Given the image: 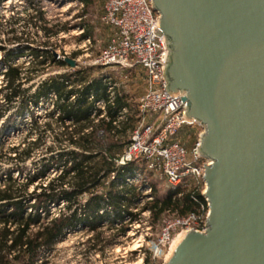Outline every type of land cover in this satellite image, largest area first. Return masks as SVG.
<instances>
[{"label": "trees", "instance_id": "trees-1", "mask_svg": "<svg viewBox=\"0 0 264 264\" xmlns=\"http://www.w3.org/2000/svg\"><path fill=\"white\" fill-rule=\"evenodd\" d=\"M3 1L0 0V8ZM24 1L25 10L34 7L35 0ZM81 1L86 6L92 2ZM35 11V16L29 19L34 18L39 23L43 36H56L66 29L64 25L46 20L39 7ZM9 32L10 41L22 39V36H15L13 30ZM87 36H92L91 27L84 25L79 37ZM28 50L31 59L26 65L14 62L24 55L22 52L16 56L10 52L4 54L0 86V149L3 134L16 127L9 117L11 109H14L11 112L14 116L28 112L30 121L21 143L24 145L8 149L13 155L10 159L23 163L30 158L34 149L44 145L46 133L51 134L53 145L44 147L45 153L25 181L20 182L10 171L0 176V264H44L42 259L38 262L42 253L65 232L78 226L91 233L87 239L88 249L102 251L113 241V235L103 236L113 229V220L126 217L131 223L138 218L139 213L129 208L142 196L141 186L129 183L127 178L137 170L151 176L144 169L142 160L117 163L137 120L132 96L117 86H113L110 95L105 81L107 74L101 72V67H69L47 48ZM47 66L64 70L47 75L34 89L32 84L24 86L44 73ZM94 69H98L96 74ZM46 98L51 99V108L45 111L43 123H39L35 108ZM98 101L103 102L102 109L97 106ZM123 109L126 112L123 113ZM30 133L35 136L28 140ZM53 164L57 171L47 178ZM149 194L152 198L141 210L150 212L153 225L165 213L184 216L199 212L200 206L205 205L204 196L194 187H168L166 194L160 197L154 183H149ZM52 206L60 207L51 212ZM126 226L122 223L114 228L113 234L124 233ZM148 257L149 254L143 264H148Z\"/></svg>", "mask_w": 264, "mask_h": 264}, {"label": "water", "instance_id": "water-1", "mask_svg": "<svg viewBox=\"0 0 264 264\" xmlns=\"http://www.w3.org/2000/svg\"><path fill=\"white\" fill-rule=\"evenodd\" d=\"M166 90L203 129V232L163 264H264V0H151ZM73 65L72 61H68Z\"/></svg>", "mask_w": 264, "mask_h": 264}, {"label": "rangeland", "instance_id": "rangeland-1", "mask_svg": "<svg viewBox=\"0 0 264 264\" xmlns=\"http://www.w3.org/2000/svg\"><path fill=\"white\" fill-rule=\"evenodd\" d=\"M105 1L92 0L86 6L81 0H35L34 7L25 10L26 2L24 0H4L0 8V86L2 85L1 71L5 67L4 54L8 52L13 55L22 52L24 55L17 57L14 62L16 64L24 62L26 65L31 59L29 48H37V50L47 48L55 58L64 60L69 67H94L89 66V63L106 46L110 34V27L98 21ZM38 7L43 12L44 18L51 21V24L58 23L59 26L64 25L66 29L56 36H43L39 29V23L34 18L33 20L29 19L30 16H35V10ZM11 17L13 19L10 20ZM84 25L91 27L92 36L79 37L81 33L78 30ZM10 30H13L15 36H22V39L15 42L10 41L8 39L11 36ZM87 38H89V42L86 41ZM68 61H72L73 65H70ZM95 67L100 68L99 66ZM63 70L61 67L47 66L44 73L36 76L24 86L32 84V89H34L33 87L47 75ZM97 72L98 69H94L93 73L96 74ZM101 72L107 76L111 74L116 86L132 96L133 100H136L144 92V73L140 68L135 70L102 68ZM49 108H51V99L49 98H46L35 108V116L40 118L39 123H43L42 117ZM13 111L14 109L10 110L9 117L15 122L16 127L8 129L1 139L0 176L3 177L6 172L10 171L13 177L21 182L25 181L26 177L35 170V163L45 153L44 147L52 146L53 142L51 134L46 133L43 137L44 145L34 149L30 158L23 163L10 159L13 155L8 153V149L19 144L20 147L24 145L21 143L28 132L30 121L28 112L14 116L13 113L11 114ZM1 123L2 121H0ZM187 130V134L184 133L182 136V141L190 151L197 143L202 128L194 125L193 128H187ZM34 136L33 133H30L28 140L33 139ZM55 168L53 164L46 174L47 178L55 175L57 171ZM45 181L46 179L43 182ZM127 181L141 186L142 196L135 200V204L129 208L132 212L139 213L138 218L131 223L127 221L126 217L121 220H113V229L107 230L103 235L105 237L113 235V241L110 245L105 246L102 251L88 249L87 239L91 233L86 231L83 226L75 227L60 237L50 249L42 253L44 264H143L148 254V264H163L180 238L176 237L168 244H165L162 239L163 230L170 231V225L176 216L165 213L153 225L151 224L150 212L147 209L141 210V207L152 198L149 194V183H154L157 195L160 197L166 194L169 186L157 176H146L138 170L132 171V177L127 178ZM33 186L28 189L31 190ZM199 190L202 194L204 187L200 185ZM60 206H52L50 211L56 212ZM202 207L203 212H206L205 205ZM202 207L200 206V210ZM107 219L104 220V224ZM122 223L127 224L125 232L119 235L113 234L114 228ZM102 228L104 229L105 226ZM175 229L180 228L176 227Z\"/></svg>", "mask_w": 264, "mask_h": 264}, {"label": "built area", "instance_id": "built-area-1", "mask_svg": "<svg viewBox=\"0 0 264 264\" xmlns=\"http://www.w3.org/2000/svg\"><path fill=\"white\" fill-rule=\"evenodd\" d=\"M157 19L159 13L153 8L151 0H106L98 21L110 27L109 39L89 66L119 70L140 68L144 73V92L133 100L137 110L136 124L117 163L142 160L144 169L169 187L199 189L201 185L205 190L204 166L209 164V160L197 150L203 129L197 143L189 151L182 136L187 134V128L201 126L193 119L184 117V94L172 95L166 90V46L163 35L154 32V28L158 29ZM78 31L82 33L83 28ZM86 41L89 42V38ZM105 81L108 83L107 91L112 95V88L116 86L113 76L108 75ZM96 104L103 108V102L98 101ZM122 112H126V109ZM205 208L206 212H203L202 207L199 212L176 216L170 231L163 230V242L168 244L189 230L203 232L208 216L206 198Z\"/></svg>", "mask_w": 264, "mask_h": 264}]
</instances>
